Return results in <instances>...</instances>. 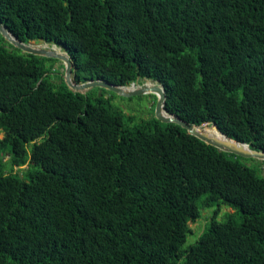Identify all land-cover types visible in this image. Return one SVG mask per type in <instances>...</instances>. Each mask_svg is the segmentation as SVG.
<instances>
[{"label":"trees","instance_id":"trees-1","mask_svg":"<svg viewBox=\"0 0 264 264\" xmlns=\"http://www.w3.org/2000/svg\"><path fill=\"white\" fill-rule=\"evenodd\" d=\"M0 21L62 47L76 82L158 80L166 111L264 150V0H0ZM5 42L0 264H264L259 167L73 92L56 59ZM221 204L233 211L184 247L188 222Z\"/></svg>","mask_w":264,"mask_h":264},{"label":"water","instance_id":"water-1","mask_svg":"<svg viewBox=\"0 0 264 264\" xmlns=\"http://www.w3.org/2000/svg\"><path fill=\"white\" fill-rule=\"evenodd\" d=\"M0 35L11 44L13 47L18 48L22 53L32 54L40 57H47L61 60L64 63V74L63 80L67 87L73 92H80L82 94H86V91L93 88L99 87L108 91H111L117 95L123 97H130L134 95H144V94H155L156 95V103L154 106V117L161 122L164 123H175L185 128L187 132L200 140L204 141L207 144L213 145L219 148L222 151L232 152L236 155H239L244 158H255L264 161V150L254 149L249 146V144L237 141L233 138L228 137L227 135L220 132L214 124L209 122H204L200 125L190 124L185 120L179 118L175 114H172L166 111L165 105V91L163 85L158 80H151L145 77V80L152 81L154 86L151 87L150 91L144 86L141 88H136L132 90H125L123 87L125 85H118L111 83L109 81H105L102 79H93L84 82H76L75 74H74V65L71 61L69 55H61L55 52L52 49V46L49 48H35L31 46V41L23 42L19 40L16 36H14L9 29L0 21ZM55 45V44H54ZM57 46V45H56ZM130 82L129 84L136 83ZM214 126L220 134L223 135L224 138H217L216 136H212L207 133L206 129Z\"/></svg>","mask_w":264,"mask_h":264},{"label":"rangeland","instance_id":"rangeland-1","mask_svg":"<svg viewBox=\"0 0 264 264\" xmlns=\"http://www.w3.org/2000/svg\"><path fill=\"white\" fill-rule=\"evenodd\" d=\"M34 44L37 45H47V47H51L54 44H50V43H46L44 41H31ZM5 45L9 48L12 49L10 47V45L7 43V41L5 42ZM63 52L66 53V51L58 46ZM51 74L54 76L53 80H55L56 82L59 81V79L56 76H62L64 74V63L61 60L56 59L53 63H52V67H51ZM137 82L140 83H144L145 79H141L138 80ZM136 82V83H137ZM134 84V83H133ZM133 84H128V87L130 89H134L131 88L130 86ZM93 92H98V94H100L101 92L104 93L105 97L111 96L112 97V102L115 106H117L119 109H121L125 114L127 115H133L137 120H141V119H146L151 117L154 114V106L156 103V95L149 93V94H144V95H134V96H130V97H123L117 94H113L111 92H109L108 90L105 91L102 88L99 87H93L92 89ZM3 136V133L0 134V137ZM8 156H6L7 158ZM243 162L246 165L249 166H257L260 168V172L262 175H264V163H262V160H255V159H245L243 160ZM25 168V166H24ZM16 170L18 169V167L15 168ZM21 173V172H20ZM233 211L232 208H230L227 205L221 204L220 206L215 205L211 208H205V209H201V215L199 218H197L195 221H189L188 225L191 229V231L189 232V234L187 235V239L186 242L184 244V247H187L188 245H190L191 243H194V241H196L197 237L200 235V233L202 232L203 228L206 226L207 222L209 221L210 217L216 212V218L219 221H224L227 217L228 214H230Z\"/></svg>","mask_w":264,"mask_h":264},{"label":"bare ground","instance_id":"bare-ground-1","mask_svg":"<svg viewBox=\"0 0 264 264\" xmlns=\"http://www.w3.org/2000/svg\"><path fill=\"white\" fill-rule=\"evenodd\" d=\"M31 44V46L32 47H35V48H49V47H47V45H37V44H34V43H30ZM52 45V44H51ZM52 49L55 51V52H57L58 54H63V55H66L65 54V52H63L58 46H56V45H52ZM146 87L149 91H150V89H151V87H153L154 85H149V84H146V85H143V86H141V87ZM141 87H139V88H141ZM125 90H132V89H130L129 87H128V84H126L124 87H123ZM207 131V130H206ZM207 133L208 134H210V135H212V136H216L217 138H224L223 136H220V135H218V134H215V133H212V132H210V131H207Z\"/></svg>","mask_w":264,"mask_h":264}]
</instances>
